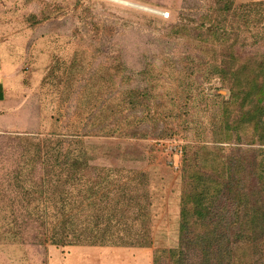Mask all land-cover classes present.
Returning a JSON list of instances; mask_svg holds the SVG:
<instances>
[{
    "label": "rangeland",
    "instance_id": "obj_1",
    "mask_svg": "<svg viewBox=\"0 0 264 264\" xmlns=\"http://www.w3.org/2000/svg\"><path fill=\"white\" fill-rule=\"evenodd\" d=\"M122 1L0 0L10 99L0 121V264L66 256L71 241L39 237L38 218L50 219L57 199L59 218L75 207L106 246L150 247L158 264H176L185 157L222 146L225 109L241 115L216 67L230 45L242 60L264 53V20L243 10L264 0ZM254 139L247 128L227 141L246 155ZM68 157L89 165L79 175ZM14 219L27 223L19 238ZM238 247L234 261L246 263L251 248ZM185 251L187 264H202L197 248Z\"/></svg>",
    "mask_w": 264,
    "mask_h": 264
},
{
    "label": "trees",
    "instance_id": "obj_2",
    "mask_svg": "<svg viewBox=\"0 0 264 264\" xmlns=\"http://www.w3.org/2000/svg\"><path fill=\"white\" fill-rule=\"evenodd\" d=\"M253 3L243 10L249 16L254 13L259 20H264V8H258L264 6V2ZM256 37L264 38L260 34ZM236 46L226 47L228 53H221L224 67L216 69L223 73V80L231 90V104L240 105L241 115H235L230 109L224 110L226 120L221 130L225 138L220 140L224 141L221 147L204 145L193 157L185 153L179 229L181 251L176 256V264H187L185 249L189 247L197 248L202 253V264H264V158H260L264 154V53L258 50L252 59L242 60L233 52ZM247 128L254 132L255 139L250 144L255 149H250L246 155H238L237 147L231 146L232 142L227 140L234 133ZM252 151L254 155L249 160L248 153ZM89 161L87 158L81 162L68 157L65 164L80 175L84 170L79 166L86 167ZM46 193H43V197L46 195V202H49L51 197ZM55 201H50L51 206L46 205L45 208L48 212L53 211L51 218H38L39 225L44 229L39 237L44 243L65 246L71 241L69 246L109 245L105 243L106 236L93 235V226L80 227L81 222L74 218L75 207H71L68 219L59 218L63 208H58V199ZM64 201L62 206L65 205ZM25 207L28 211L26 215L34 214L37 210L30 203ZM26 224L25 219H14L7 223L8 230L16 238H19ZM238 246L251 248L246 263L242 262L246 255L238 257L236 263L234 261ZM175 253L170 254L172 260ZM158 263V259L154 261V264Z\"/></svg>",
    "mask_w": 264,
    "mask_h": 264
},
{
    "label": "crops",
    "instance_id": "obj_3",
    "mask_svg": "<svg viewBox=\"0 0 264 264\" xmlns=\"http://www.w3.org/2000/svg\"><path fill=\"white\" fill-rule=\"evenodd\" d=\"M3 85L6 84L0 82V121H2V109L7 108L9 111L10 101L7 95L9 89L4 88ZM154 257L155 250L150 247L72 246L57 264H154ZM73 260L75 263L71 262Z\"/></svg>",
    "mask_w": 264,
    "mask_h": 264
},
{
    "label": "bare ground",
    "instance_id": "obj_4",
    "mask_svg": "<svg viewBox=\"0 0 264 264\" xmlns=\"http://www.w3.org/2000/svg\"><path fill=\"white\" fill-rule=\"evenodd\" d=\"M117 1V0H116ZM118 1H122V0H118ZM123 2V1H122ZM158 13V12H157Z\"/></svg>",
    "mask_w": 264,
    "mask_h": 264
}]
</instances>
